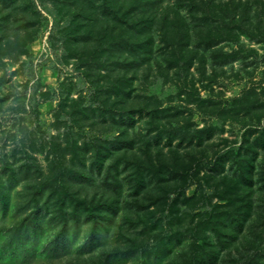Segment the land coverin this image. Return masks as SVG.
Instances as JSON below:
<instances>
[{"label":"rangeland","instance_id":"obj_1","mask_svg":"<svg viewBox=\"0 0 264 264\" xmlns=\"http://www.w3.org/2000/svg\"><path fill=\"white\" fill-rule=\"evenodd\" d=\"M0 264H264V0H0Z\"/></svg>","mask_w":264,"mask_h":264}]
</instances>
